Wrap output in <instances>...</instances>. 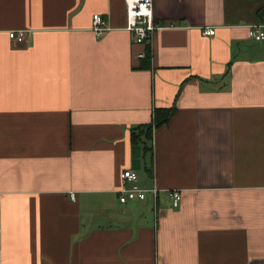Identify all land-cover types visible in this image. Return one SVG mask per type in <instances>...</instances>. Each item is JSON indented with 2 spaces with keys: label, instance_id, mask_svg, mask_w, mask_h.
Instances as JSON below:
<instances>
[{
  "label": "crops",
  "instance_id": "1",
  "mask_svg": "<svg viewBox=\"0 0 264 264\" xmlns=\"http://www.w3.org/2000/svg\"><path fill=\"white\" fill-rule=\"evenodd\" d=\"M263 7L153 0L140 45L125 0H0V264H264ZM171 106L157 199L121 203L149 159L132 130Z\"/></svg>",
  "mask_w": 264,
  "mask_h": 264
},
{
  "label": "built area",
  "instance_id": "2",
  "mask_svg": "<svg viewBox=\"0 0 264 264\" xmlns=\"http://www.w3.org/2000/svg\"><path fill=\"white\" fill-rule=\"evenodd\" d=\"M127 4V26L134 37V42L140 45H147L153 38L156 31L166 27V25L158 24L155 20L153 0H125ZM172 26V25H170ZM111 25L103 15L96 13L93 15L92 30L97 36H103L111 29ZM205 33L209 35L215 34L214 28L205 29ZM11 39L22 42L25 39L26 31L13 30L10 32ZM249 36L255 41L264 40V24L255 23L249 26ZM147 55L145 50L138 53L140 58ZM124 183L130 186H123L119 192V200L121 203H127L132 200L145 201L151 195L157 199L159 188L155 182L153 187H148L140 182L137 172L127 169L122 173ZM174 205L178 206L182 200V194L176 190L172 192ZM71 198L75 199V193H71Z\"/></svg>",
  "mask_w": 264,
  "mask_h": 264
},
{
  "label": "trees",
  "instance_id": "3",
  "mask_svg": "<svg viewBox=\"0 0 264 264\" xmlns=\"http://www.w3.org/2000/svg\"><path fill=\"white\" fill-rule=\"evenodd\" d=\"M262 14H264V7L261 8ZM152 55L151 49L147 47L146 60H150ZM175 107H163L155 109L154 119L150 124L141 125L132 130L131 138L133 142H141L144 145L145 154L148 155L146 170L149 174L153 171V148L151 146L153 128L158 127L166 123L174 114Z\"/></svg>",
  "mask_w": 264,
  "mask_h": 264
},
{
  "label": "rangeland",
  "instance_id": "4",
  "mask_svg": "<svg viewBox=\"0 0 264 264\" xmlns=\"http://www.w3.org/2000/svg\"><path fill=\"white\" fill-rule=\"evenodd\" d=\"M140 174L142 176L141 182H146L147 186L150 187V188L153 187V179L148 175L147 170H145V169L140 170ZM146 202L148 204V201H146ZM151 210H152V207H151Z\"/></svg>",
  "mask_w": 264,
  "mask_h": 264
}]
</instances>
